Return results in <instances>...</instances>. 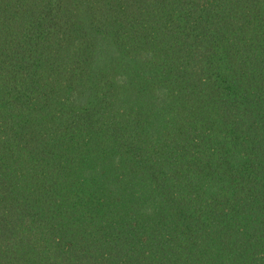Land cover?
Masks as SVG:
<instances>
[{"label":"trees","instance_id":"1","mask_svg":"<svg viewBox=\"0 0 264 264\" xmlns=\"http://www.w3.org/2000/svg\"><path fill=\"white\" fill-rule=\"evenodd\" d=\"M0 264H264V0H0Z\"/></svg>","mask_w":264,"mask_h":264}]
</instances>
